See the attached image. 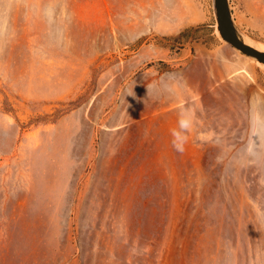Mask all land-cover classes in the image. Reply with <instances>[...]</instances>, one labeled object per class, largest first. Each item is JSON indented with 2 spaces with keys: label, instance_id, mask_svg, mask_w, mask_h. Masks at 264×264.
<instances>
[{
  "label": "rangeland",
  "instance_id": "374dc122",
  "mask_svg": "<svg viewBox=\"0 0 264 264\" xmlns=\"http://www.w3.org/2000/svg\"><path fill=\"white\" fill-rule=\"evenodd\" d=\"M252 59L214 0H0V264H264Z\"/></svg>",
  "mask_w": 264,
  "mask_h": 264
},
{
  "label": "water",
  "instance_id": "95a60500",
  "mask_svg": "<svg viewBox=\"0 0 264 264\" xmlns=\"http://www.w3.org/2000/svg\"><path fill=\"white\" fill-rule=\"evenodd\" d=\"M218 22V31L224 41L248 57L264 63V53L243 43L238 37L234 26L229 0H214Z\"/></svg>",
  "mask_w": 264,
  "mask_h": 264
},
{
  "label": "bare ground",
  "instance_id": "6f19581e",
  "mask_svg": "<svg viewBox=\"0 0 264 264\" xmlns=\"http://www.w3.org/2000/svg\"><path fill=\"white\" fill-rule=\"evenodd\" d=\"M232 8V7H231ZM232 18H233V22H234V26H236V20L234 18V14H232ZM237 31V34H238V37L240 38V40L245 43L246 45L252 47L253 49H256L260 52H263L264 53V44L262 43H257V42H253L251 40H249L245 35H243L241 32H239L238 30ZM252 59V58H251ZM252 61L255 63V64H258L256 61H258L257 59H252ZM260 64V66L263 67V70H264V63L258 61Z\"/></svg>",
  "mask_w": 264,
  "mask_h": 264
}]
</instances>
